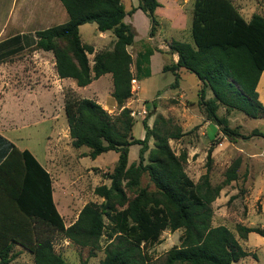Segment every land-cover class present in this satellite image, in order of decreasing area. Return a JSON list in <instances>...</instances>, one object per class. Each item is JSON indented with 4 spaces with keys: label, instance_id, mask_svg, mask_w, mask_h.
<instances>
[{
    "label": "trees",
    "instance_id": "obj_1",
    "mask_svg": "<svg viewBox=\"0 0 264 264\" xmlns=\"http://www.w3.org/2000/svg\"><path fill=\"white\" fill-rule=\"evenodd\" d=\"M60 2L68 21L37 31L35 48L52 52L59 79H72L80 88L112 75V97L122 108L119 115L111 116L94 100L77 99L71 90L66 92L64 111L73 147H88L87 156L92 159L116 151L119 159L113 172L104 174L111 181L110 186L94 189V195L104 201L86 204L78 219L67 227L53 199L51 174L30 151L21 153L0 136V142L7 145L6 151H0L1 158L11 149L24 162L20 163L21 171L15 170L14 174L10 167L16 163H0V264L12 263L16 246L31 253L34 264H68L54 249L55 232L93 252L101 249L100 242L107 231L110 243L105 248V258L98 264H148L145 247L157 243L167 230H183V234L180 246L171 249L162 264H233L248 257L250 254L233 232L225 226L212 227V204L224 186L238 180L241 161L231 165L221 185L213 186L209 173L212 153L218 144L214 141L208 151L207 173L195 184L185 172L186 155L177 156L169 146L170 139L182 136L179 128L171 130V119L159 115L151 129L146 118L145 138L132 135L135 121L125 104L133 97L132 82L150 77L153 50L138 53L134 74L128 47L134 44L136 35L125 18L143 11L150 19V36L154 37L159 25L155 11L161 3L140 0L137 7L127 12L123 0ZM85 24H96L100 32H112L116 38L113 49L95 54L93 46L82 42L80 27ZM191 34L193 43H168L178 61L165 66L164 72L172 71L176 84L181 69L197 77L202 84L198 104L224 136L243 140L264 138V133L257 129L248 135L240 134L229 127L227 117L218 114L223 106L227 115L238 111L250 119L264 118V104L257 91L264 72V16L254 14L246 21L232 0H195ZM88 54H95L92 67ZM208 91L213 98L207 99ZM151 138L155 140L152 150ZM132 145L141 148L139 162L130 165ZM10 158L11 155L7 156L6 161ZM146 173L155 186L154 192L142 187ZM238 233L242 239L252 233L264 238V228L239 225Z\"/></svg>",
    "mask_w": 264,
    "mask_h": 264
},
{
    "label": "rangeland",
    "instance_id": "obj_2",
    "mask_svg": "<svg viewBox=\"0 0 264 264\" xmlns=\"http://www.w3.org/2000/svg\"><path fill=\"white\" fill-rule=\"evenodd\" d=\"M158 1L162 6L155 11L159 25L154 37L150 36V19L143 11L138 10L125 18V22L131 26L136 35L134 44L128 47L133 58V73H136L135 61L138 53L151 49L154 54L150 64V77L132 82L133 97L125 104V107L132 111L135 121L132 135L136 139L145 138L143 120L146 118L151 129L159 115L167 120L171 119V130L179 128L182 136L178 139H170L169 146L177 156L186 155L185 172L195 184L199 183L207 173L208 151L214 141L218 144L212 153L209 173L213 186L224 182L226 172L239 159L241 166L238 170V180L224 186L219 198L212 204L214 213L212 227H227L233 232L243 249L250 254L233 264H264V238L252 233L247 239H242L238 233L239 225L264 228V138L253 137L243 140L224 136L219 127L208 120L203 107L198 104V93L202 84L197 77L185 69L179 70L177 72L179 80L176 84L175 74L172 71L164 72L165 66L173 65V55L169 51L168 43L172 40L188 42L191 39L190 29L195 0ZM244 1L245 6L249 7V15L264 13V0H232L237 8ZM139 2L140 0H123L127 12L137 7ZM68 19L69 16L60 0H0V54L17 47L19 51L26 50L18 54V51L13 52L17 54L13 59L20 60L26 65L30 56L38 61L41 55L46 53L39 50L36 56L37 50L33 47L36 42L35 33L64 24ZM12 32L21 36L7 42ZM80 34L82 42L93 46L95 54L112 50L116 41L112 32H100L96 24L81 26ZM95 54H88L90 67L94 64ZM49 64L47 61L44 65L49 66ZM53 72L57 73L56 70L51 69L52 75ZM23 79L13 78L10 81L11 86L23 84ZM66 82L69 84L51 83L54 89L43 92L41 96L47 104L50 100L52 101L54 109L59 114L58 116L54 112L58 121L53 119L47 123H40L34 115H31L25 122L28 126L21 132V138L39 152L43 151L48 141L56 142L57 149L64 154V163H55L56 170L53 178L55 186L63 184V188L59 189L62 203L57 201V207L64 217L66 226H70L78 219L86 204L90 202L100 204L104 201L103 198L94 195V189L100 185L110 186L111 181L105 179L104 174L113 172L119 153L110 151L92 159L87 156L90 151L88 147L77 149L72 146L67 117L65 111H62L65 106L66 92L71 90L77 99H91L98 104L100 102L103 109L114 117L120 114L122 108L112 97L111 74L104 75L85 88L78 87L71 79ZM210 98H213V94L208 91L207 99ZM218 114L220 117H227L229 127L237 129L242 135H248L255 129L264 133V118L250 119L238 111L227 115L223 106H220ZM149 147L150 150L155 148L154 138L150 139ZM140 148L139 145L130 146V165L139 162ZM148 156L149 152L146 158ZM142 187L155 191L148 173L142 177ZM105 221L109 226L108 221ZM182 234L183 230L176 232L167 230L162 233L157 243L147 245L144 252L149 257L148 264H162L167 253L174 247L180 246ZM109 243L107 231L101 239V249L93 252L90 247L74 244L60 232H55L53 236L56 253L61 254L68 264H98L105 258V248ZM14 253L16 257L11 264H34L33 255L22 247L16 246ZM91 253L95 256H91Z\"/></svg>",
    "mask_w": 264,
    "mask_h": 264
},
{
    "label": "crops",
    "instance_id": "obj_3",
    "mask_svg": "<svg viewBox=\"0 0 264 264\" xmlns=\"http://www.w3.org/2000/svg\"><path fill=\"white\" fill-rule=\"evenodd\" d=\"M247 7L245 6L244 1L243 4L241 6L239 5L237 9L239 10L243 18L246 21H249L254 13L249 15V7ZM259 14L264 16L263 12H260ZM18 36L21 35H16L15 33L11 35L9 34L7 42L16 39ZM188 43H193L192 34L191 39L188 41ZM33 47H35V45H33ZM25 50L19 51L16 47V49L13 48L0 54V136L3 137L8 143L13 144L15 148L21 153L25 150L30 151L36 158V160L43 166V168H45L46 171L51 174L53 181V199L57 206V201H60L62 203V195L60 194L59 189L63 188V184L60 183L59 186H55L53 174L56 170L55 163H64V154L57 149L56 142L52 143L50 141H48V143L44 146L43 151L39 152L29 142L24 141V139L21 138V132L28 126V124L25 122L31 117V115H34L36 120L40 123H47V121L53 119L55 121H58L57 115L55 116L54 114V112L57 114L58 112L54 109L52 101L50 100L47 104L45 101H43L41 96L43 92H50L54 89V87L51 86V83L53 82L54 85L58 82H64L65 84L69 83L66 82V80L68 79H59L57 73L55 74L53 72V75L51 74V69L53 71L56 70L55 58L52 52L43 51L46 53V55H41L38 61L30 56L29 60H27L28 65L22 63L20 60L13 59L18 53L24 52ZM38 51L39 50L36 51V56ZM13 52H17V54H14ZM172 55L173 64H176L178 61V55ZM153 56L151 57V60ZM45 61H49V66L44 65L46 63ZM19 77L24 78L23 84L19 86H11L10 81L13 78L17 80ZM38 78L41 79L38 80ZM92 83L89 86H91ZM257 91L259 93V100L264 104V72L262 73V76L260 78ZM62 111H64V106ZM1 150H7V145L3 142H0V151ZM9 155H11V158L6 161V158ZM0 163H16L15 165H11L10 167V172L14 174L16 172L15 170L19 169L18 171H21L20 163L24 162L19 153H14L11 149H8L6 157L1 158L0 155ZM71 225L72 224H70V226Z\"/></svg>",
    "mask_w": 264,
    "mask_h": 264
}]
</instances>
